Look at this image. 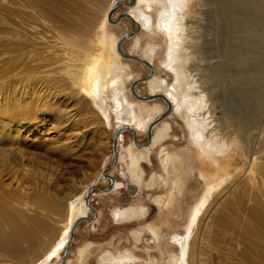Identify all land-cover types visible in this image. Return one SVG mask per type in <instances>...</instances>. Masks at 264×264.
Here are the masks:
<instances>
[{
  "label": "bare ground",
  "instance_id": "obj_1",
  "mask_svg": "<svg viewBox=\"0 0 264 264\" xmlns=\"http://www.w3.org/2000/svg\"><path fill=\"white\" fill-rule=\"evenodd\" d=\"M192 1L190 4V0H133L128 4L137 3L128 15L145 29L141 36H151L157 29L168 37L163 64L174 72V88L169 89L167 77L161 75L147 82L151 95L165 92L171 105L174 102L175 116L167 114L169 117L165 120L162 118L166 115L159 119L158 106L130 98L127 84L136 75L117 52V35L108 32L111 20L108 13L115 0H7V6L0 9V71L5 67L12 69L10 72L17 70L10 73V78L6 74L8 81L0 72L4 75L1 78L4 82L0 81V264H41L53 258L59 264L62 260L71 226L88 212L87 186L102 176L107 160L94 179L82 185L81 193L74 194L72 190L64 195L55 190V185H59L56 183L62 181L60 178L64 179L63 170L52 164L44 166L39 161L50 153L45 145L52 128L56 135L62 130L67 136L64 145L60 139L55 141L57 152H54L62 157L63 146L73 151L76 142L82 145L87 136L92 135L94 126L88 128L89 124L79 119L86 113L91 122L97 123L94 124L97 128L101 126L98 131L112 126L113 118L118 126L142 121L143 129L140 128L146 132L151 126L147 144L141 145L137 138L136 141L132 138L133 145L129 144L125 151L130 159L127 171L136 184L145 186L150 193L156 188L165 189L163 194L157 193L151 198L166 215V226L184 217L178 201L189 188V177L184 176V170L182 172L184 164L179 166L184 159L182 150L190 151L193 158L192 148L198 149L196 157L188 160V173L191 176L193 170H198L206 191L201 201L190 209L185 232L171 228L164 238L165 227L157 223L131 232L137 248L146 230L147 245L157 247L160 254L154 256L148 248L144 264H264V123L256 115H251L254 117L245 131L242 125L231 127L217 123L220 117L216 118L214 113L219 111L218 105L225 103L218 101L219 96L208 94L206 84L214 78L213 72L202 63L190 69L192 63L198 62H193V54H205L210 40H204L207 37H202V32L190 39L188 31L186 33L189 28L184 33L183 25L187 12L189 15L195 12L202 21H212L211 13L226 10L217 12L221 0ZM237 2L248 15L242 13L244 16L240 19L230 10L227 15L233 12L230 16H234L235 21L238 19L235 24L242 23L244 27L235 35L237 37H231L240 43L238 53L247 55L253 51L250 43L257 37V44L263 41L259 25L264 22V0ZM152 10L157 11V17L152 16ZM141 36L135 40V47L141 48L147 66L153 69L159 45L153 42L143 45ZM213 57L215 60L216 56ZM199 59L203 63L206 60L204 55ZM110 101L113 110L108 106ZM227 104L224 111L220 107L224 112L222 122L230 111ZM202 110L211 117L209 124L203 123L202 116L200 118ZM176 116L189 127L191 146L177 149L170 146L179 141L172 139ZM49 118L55 123L52 128L48 127ZM39 124L44 129L38 128ZM152 153L159 160L162 172H154L150 180L145 181L143 163L151 164ZM122 185V182L117 183V187ZM147 209L144 205L118 208L114 218L118 222L132 220L145 216ZM61 215H66L65 220ZM86 249L84 246L79 250L78 264H86ZM125 253L124 256L119 253L118 257L106 252L101 256V264H125L126 260L139 258L135 251L125 250Z\"/></svg>",
  "mask_w": 264,
  "mask_h": 264
},
{
  "label": "rangeland",
  "instance_id": "obj_2",
  "mask_svg": "<svg viewBox=\"0 0 264 264\" xmlns=\"http://www.w3.org/2000/svg\"><path fill=\"white\" fill-rule=\"evenodd\" d=\"M116 1L117 0H115L114 4L116 3ZM123 1L129 2V0H123ZM180 1H187V0H180ZM192 2L193 1L190 0V4H192ZM221 2L223 5L221 4ZM221 2L219 3V5L221 4V6L219 7L220 10H218L217 12L223 10H226V12L223 11V13L220 12V14L211 13L210 14L211 16H209V18L211 17L210 19H213L212 21L211 20L210 21L205 20L207 22H205L204 20L202 21L195 12H192L190 15L189 12H187L189 18L185 14L186 20L185 21L183 20L185 22V23L183 22L184 23L183 32L185 33V30L188 27L189 30L187 29L186 33L188 31V35L190 36V39L191 36L192 38L197 37L202 32V37L203 35L207 37L203 39L205 40L209 38L210 40V42L207 43V46L205 48V54L204 53L199 54L198 52H196V56L195 54H193L194 56L192 55L194 57L193 62L197 60L198 62L192 63L191 61L192 64L190 66V69L191 68L195 69L197 63H202L203 65H206L205 66L206 68L210 69L211 73L213 72L212 74L214 75V78L208 81V83L206 84V88L209 90L208 94H213V97L215 98L219 96L218 101H220L223 104L224 103L226 104L228 102L227 105L230 107V111L229 112L227 111L228 116L226 118V121L222 122L221 117L224 114L223 112L225 108L224 106L226 105L225 104L224 105L222 104L223 106L218 105L219 111L214 113V116L216 118L220 117L219 118L220 120L217 121V123H221L222 125H225L224 123H226V125H229L231 127H233L232 126L233 124L236 126L242 125L243 126L242 128H244L243 130L245 131L246 130L245 126L248 127V125L251 122L250 119L254 117L251 115H256L257 119H259L261 123H264V22H262L261 25H259L260 26L259 35H261L263 41L257 44L255 42L259 38L257 37L254 40V42L249 44V48H253V51L250 54L241 55L238 53V51L241 49L240 43L235 39H233L231 36L237 35L240 32V30H242L244 27L242 23L235 24L238 23V19L235 21L234 16L232 17L230 15H233L234 12L238 16V18L241 19L243 18L244 15H248V14L246 12H245L246 14L242 12L243 8L242 6L240 7L237 4L238 3L237 0H221ZM136 4L137 3H135L134 6L121 4L117 8V10H115L112 13V18L114 20L117 19V15L122 11L128 14L131 7L132 8L135 7ZM5 6H7V0H0V9L2 7L4 8ZM155 7L158 8V6ZM223 7L226 8L222 9ZM230 10L233 12L227 15L228 13H230ZM156 13H157L156 10H152L151 12L154 18L157 17ZM242 13H244V15ZM195 14L197 15L196 18H195ZM249 16L251 17L252 15L249 14ZM192 17H194L196 20H193ZM197 19L199 20V22ZM149 20L151 21L152 19L150 18ZM186 21L189 22V23L187 22L189 26L187 25ZM196 24L200 25L201 28L200 26L198 27V25ZM205 24L206 26H204ZM202 25L204 29L202 28ZM207 25L210 26L211 28L208 27ZM132 29H136V30L128 38L123 40V42L121 43V50L127 54L139 55L145 57L141 48L135 47V42H136L135 40L137 39L138 36H141L143 33H145V29H142L141 27L137 26L136 22H134L129 16H123L119 20L114 22L110 20L108 23V32L109 33L114 32L117 35L118 40H120L121 37L126 35ZM156 31L157 33L151 36H141L143 45H146L148 42H153L159 45L160 49H158L159 50L158 54L155 57V63L152 66L154 67L153 69H150V67L147 66L146 62L123 55L118 48H117V52L119 53V55L121 56L122 60L125 63L130 64L134 75H136L135 76L136 79L142 77L144 78L135 83L134 86L135 91L131 89V83L134 80H136L135 78H133L127 84V88L129 89L130 92V98L140 103L146 102V103H151L154 106H158L160 108L159 119H161V117L166 115L165 117L162 118V120H165L170 115L175 116L174 114L175 106H173L174 102L171 105L170 111L167 113L169 116H167V114L161 116V114L164 112V110L167 107V102L163 99V97L156 96L147 99V98H140L137 95H135V92L140 96L151 95V91L150 88L148 87L147 82L151 78L158 75L163 76V78L165 79L167 77L169 89L174 88L173 85L176 83V77L174 75V72L169 69H166V67L163 64L164 59L166 57L165 56L166 53L164 51H165V45H167L168 43V37L162 31L157 29ZM204 31L205 34L203 33ZM178 33H180L179 30ZM224 34H226V36ZM196 50L197 47L195 48V51ZM216 53L218 54V56ZM203 55L204 58L206 59L204 63L199 62L200 61L199 58H201V56L203 58ZM209 55L211 57L216 56L215 58L213 57L215 60H212V58ZM207 59L209 62L207 61ZM210 61H211V65H210ZM207 64L209 66H207ZM5 68H3V70H1L0 72L5 75L9 74V78L13 72L16 73L17 71L14 70L10 72L12 69L8 70L6 68L8 70L6 71ZM161 71L163 72L161 73ZM3 74L2 75L0 74V81L2 82H4L3 79L8 78V75H6L7 77H5ZM215 74H217V76H215ZM192 75H194V73H192ZM2 77L3 79H1ZM5 81H8V79H5ZM159 93H163L167 96L165 92H159ZM159 93H153V94H159ZM183 93L179 97H182ZM112 104L113 103L111 101L108 103L109 108L112 106ZM213 106L214 105L211 104L210 106L211 109ZM220 107L222 108L223 111L221 110ZM110 110L113 109L110 108ZM204 112H206V110L203 111L202 114H200V118L202 116L201 119L203 120V123L209 124L211 122L210 121L211 117L207 115L208 114L207 112L206 113ZM111 113L114 115L113 111H111ZM86 114H84L85 117L80 115L81 117L79 116V119L81 118V120L85 124L87 125L89 124L90 126L88 125V128L94 126L93 127V129L95 128L94 132L92 130V135H88L87 136L88 139L86 138L85 142L84 143L82 142V145L84 144L83 147L82 145H80L81 144L80 141L79 143L78 142L75 143L73 151H70L65 146H63L64 148L62 149V151L66 156L63 155L62 157L60 155L61 158H59L60 156H58V154L55 153L57 152V150L55 149L57 146V144H55V141L60 139L62 140L61 144L64 145V143H66L65 141L67 140L66 138L67 136L62 134L63 133L62 130H61L62 135L60 134V132L59 135H56L53 132L54 129L52 128L55 125V123L51 118L47 120V122L50 123V124L48 123L49 124L48 127L52 128V130H50L51 136L49 137L48 135V137H46L47 139H49L48 141L50 143L48 142L49 143L48 144L46 142L48 146L45 145V147L47 148L45 147L44 148L50 149V153L48 154V157L44 158L45 157L44 156L39 161L40 162L39 164H43L44 166L52 164L53 166H57V168L60 169L61 171L63 170L64 179L61 177L60 180L62 181L56 183L59 184L58 187L55 185V188H57L55 190H57L61 194L63 193L62 195H64V192L67 191L71 192L72 190H73L72 193L74 194L77 193L79 194V192L81 193L82 185L88 184V181H92L94 179L96 173L102 169L105 160H107V165L104 170L107 171L108 174L104 175L102 173V176H100L98 179L95 178L91 183L92 184L98 183L103 187H108L112 181L110 176L113 175L115 176V183L112 188L107 190L94 187L90 192L89 198H88V191H86L85 197L86 200L88 199V203H86L88 212L86 215L83 214L84 216L78 217L77 220L71 226L70 233L68 235L69 236L68 242L65 249L63 250L62 260L59 262V264H78L77 254L79 250L84 246L85 247L87 246L85 253L87 255L86 264H101L100 261L101 256L106 252H111L116 256H118L120 253L121 256H124L126 254L125 250L126 252L135 251L138 254V255L136 254V256L139 257L138 258L139 260L138 259H134V260L132 259V261L126 260L125 264H129V263L144 264L148 259L147 251L148 248H150L146 242L147 241L146 237H149L148 236L149 234L146 230L143 231L142 242L139 243L138 247L136 248V242L131 237V232H135L136 230L139 232L142 229H144L146 225L154 224V223L163 225V227H165L166 231L164 230V234H163L164 238L168 237L169 234L167 233V231H169V229L171 228L174 231H178L180 233L185 232L184 231L186 227L185 220L188 217V213H190V209H192L193 205H195L196 202L199 203L201 201V198L203 197L202 195L206 191L205 188L206 185L200 175V172L198 170H193L191 176L188 173V167H187V163L189 164L188 160L191 161V159L196 157V150L198 149L195 148V146L192 148L193 158L189 154L190 151H188L187 149L182 150L184 159L182 163L179 165L182 166L184 164L181 168L182 172L184 170V176L189 177L188 179L189 188L186 189L185 194L183 195L184 197L179 198L178 201L179 204H181L182 206V210L184 212L185 218L183 217L182 220H179V222L176 224H174L175 223L174 222L172 225L166 226L165 224L166 215L160 212L159 208H157V206L154 204L152 200V198L156 196L157 193L163 194L165 192V189L164 188L159 189L160 190L159 191L158 188H156L152 193H150V191H148L145 186H139L138 184H136V182H134L130 178V174L127 171V168L130 163V159L129 156L126 155L127 154L126 150L129 144H132L131 143L133 138L132 132L130 130H122V132L120 133L121 134L120 141L118 143V160L116 166L113 168L112 167L114 162L113 136L117 127L124 124L121 123L118 126V123H116V118H113L112 126H109L106 129L102 127L101 128L102 131H98V129L101 126L98 125L99 128H97L94 125L97 123L91 122V120L89 119L90 116L87 117ZM203 115L206 116L203 117ZM207 116L208 118H206ZM174 120H175V123H173L175 125L173 131L174 136L172 137V139L175 138L178 139L179 141L177 140L178 141L177 144L172 143L173 145L170 146H172L175 149L180 148V146H184V145L191 146L190 135L187 130V128L189 127L185 122L181 120L179 116H176ZM141 122L142 121H140V124H135V123L131 124V126H133V128L136 131V138L138 139V143L143 145L145 144L144 140L146 139L148 134L145 130H142L143 127L141 126ZM156 123H159V120ZM38 128L40 129L43 128V125L39 124ZM251 131H253V129H251ZM169 142H172V140L170 139ZM134 149L136 150L137 147L134 146ZM151 156L152 158L150 165L149 163L147 164V162L143 163L145 165L143 167L145 181H149L154 172L157 173L162 172L161 170L162 166L159 160H157L155 154L152 153ZM118 182H122L124 185L117 187ZM91 183L87 186V190L91 185ZM142 205L148 208L146 215L143 217L134 218L132 220H127L124 222H118L114 218V213L116 210H118V208L122 209L130 206L140 207ZM61 217L62 220L63 219L65 220L64 217H66V215L64 216L61 215ZM195 230H196V225L193 226L192 233ZM150 249H152L150 251L151 253H154V256H160V254L157 253V247L156 248L153 247ZM231 261L233 262V260ZM4 264H9V263H4ZM41 264H56V258H53L51 260H45Z\"/></svg>",
  "mask_w": 264,
  "mask_h": 264
},
{
  "label": "water",
  "instance_id": "obj_3",
  "mask_svg": "<svg viewBox=\"0 0 264 264\" xmlns=\"http://www.w3.org/2000/svg\"><path fill=\"white\" fill-rule=\"evenodd\" d=\"M132 1L133 0H129V2L127 3V2H124L123 0H117L116 1V3L112 6V8L110 9V11H109V13H108V15H109V18H111V20H114L113 18H112V13L115 11V10H117V8L121 5V4H131L132 3ZM123 16H130V15H128L127 13H125L124 11H122L121 13H119L118 15H117V19H115L114 21H117V20H119L121 17H123ZM137 29V28H136ZM136 29H132L130 32H128L126 35H124L123 37H121L120 38V40H118V43H117V48L121 51V53L122 54H124V55H128V56H132V57H134V58H136V59H138V60H141V61H143V62H146V60L142 57V56H139V55H132V54H127V53H124L122 50H121V43L123 42V40L124 39H126V38H128ZM149 73H151V72H149ZM142 79H144L143 77L142 78H138V79H136V80H134L132 83H131V89L133 90V91H135L134 90V86H135V83L136 82H138V81H140V80H142ZM135 95H137L138 97H140V98H147V99H149V98H153V97H156V96H161V97H163V99H165L166 101H167V107H166V109L164 110V112L161 114V116H163V115H165V114H167L169 111H170V109H171V103L166 99V97H165V95L163 94V93H159V94H152V95H149V96H140L139 94H136V92H135ZM150 127L151 126H149V129H148V132H147V137H146V139L144 140V142L147 144L148 142H149V133H150ZM122 130H130L131 132H132V135H133V140H136V131H135V129L133 128V126H131V125H128V124H124V125H121V126H119V127H117V129L115 130V132H114V136H113V148H114V162H113V165H112V167L114 168L115 166H116V164H117V159H118V153H117V140H118V138H119V134H120V132L122 131ZM103 174L104 175H106V174H108V172L107 171H103ZM111 177V184L108 186V187H103L102 185H100V184H91L90 186H89V188H88V198H89V195H90V192H91V190L94 188V187H98V188H100V189H104V190H107V189H110V188H112L113 187V185H114V183H115V176L113 175V176H110ZM86 203H88V199L86 200Z\"/></svg>",
  "mask_w": 264,
  "mask_h": 264
}]
</instances>
